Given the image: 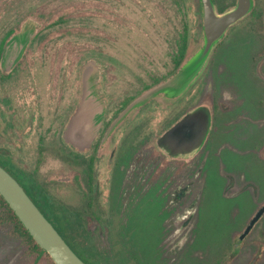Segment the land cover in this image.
<instances>
[{"label":"rangeland","instance_id":"obj_1","mask_svg":"<svg viewBox=\"0 0 264 264\" xmlns=\"http://www.w3.org/2000/svg\"><path fill=\"white\" fill-rule=\"evenodd\" d=\"M194 2L187 0L188 10L184 12L174 0H0V37L12 25L18 26L13 41L26 38L28 44L36 32L43 36L31 45L32 65L27 71L28 76L36 77L38 64L41 65L42 84L33 80L27 87L30 103L27 102L26 114L28 120L33 114L34 123L26 133L11 135V152L17 160L22 157L28 167L39 168V180L47 186L55 203L83 216L87 228L79 229L81 239L115 240V246L100 247L111 250L108 264H264V219L250 237L246 234V240L240 239L245 223L264 202V162L259 164L254 149L264 140L263 109L255 108L257 97L264 91L248 80L253 46L245 32L249 22L258 25L262 21L264 25V0H254L250 16L229 28L227 37L212 54L204 80L196 83L199 73L178 94H186L189 109L199 105L200 95L203 99L214 88L218 96L224 95L230 101L244 98L249 105L247 119L228 126L224 121L235 119L237 112L206 98L219 110V120L215 121L212 139L195 158L198 161L203 157L196 165L197 171L201 169L199 178L194 161L170 160L156 145L170 110L166 102L149 105L144 116L132 123L138 125L134 131L138 140L147 136L151 140L153 147L140 157H153L151 171L147 173L141 165L131 163L128 175L118 173V178L111 181L113 173L107 168L106 157L100 167L101 197L93 199L90 208L84 189H77L70 196L69 173L57 156L62 147L60 130L65 127V118H60L72 83L76 104L81 90L83 94L77 118L84 114L89 126L86 138L79 139L77 145L87 148L100 141V130L102 134L112 123L107 133V138L112 137L107 153L124 136L131 122L128 119L121 123L132 110L160 94L166 95L154 94L117 117L122 100L142 91L141 77L149 79L152 69L163 75L172 69L174 54L170 42L181 30V21L185 18L190 29L196 30ZM217 2L221 9L235 6L234 0ZM255 16L262 18L258 21ZM202 45L192 48L182 66ZM116 74L115 80L112 75ZM19 125H24V121ZM64 131L67 140L75 137L72 127H65ZM40 134L47 135L44 151L50 149L37 156L34 146ZM22 148L26 153L19 152ZM124 151L123 148L120 153ZM234 172L241 178L238 175L237 183L229 187L227 174ZM13 230L3 221L0 210V264H52L45 255L37 257Z\"/></svg>","mask_w":264,"mask_h":264},{"label":"flooded vegetation","instance_id":"obj_2","mask_svg":"<svg viewBox=\"0 0 264 264\" xmlns=\"http://www.w3.org/2000/svg\"><path fill=\"white\" fill-rule=\"evenodd\" d=\"M174 1L178 6L179 10H184V12L185 10H188V8L186 9L187 0ZM234 1V5H236L238 0ZM213 2L216 5L217 11L220 13L231 8L225 7L221 9L218 6L217 0H213ZM194 4L198 16L197 25L195 27L196 30H191L189 22L184 18V21H181V30L178 31L177 35L174 36V38H171L170 45L172 47H170V51L174 54L172 69L169 70L168 73L165 75H163L160 70L156 71L152 69L153 72L149 74V79L141 77L139 83L143 85L141 89L142 91L137 94H129L125 99L122 100L123 105L117 113V117L118 115L122 116L124 113H126L129 106L133 102L138 100L143 93L149 91L151 88L155 87L159 83L165 81L170 76H172L186 61V56L192 52V48H194L195 46L200 47L203 44L204 20L202 12V1L195 0ZM250 14H248L244 18L249 17ZM254 18L258 20V18L262 17L255 16ZM238 22H236L235 24H237ZM17 28L18 26L12 25L5 32H3V35H1L0 37V141L3 145L2 147H0V165L5 168L21 184V186L25 189L30 198L35 202V204L39 207V209L43 212L47 219L62 235L68 245L83 261H85L87 264H108L107 259L112 254L111 250H101L100 247L104 248L106 246H115V240L97 241L86 240L85 238L81 239V233H79V229L85 230L86 227H84L83 216L80 215V213L76 214L75 212L70 211V208L68 209L65 207H60L58 205V202L55 203L52 199L53 196L50 195L47 186L39 180V168L37 167L34 169L28 167L22 162L23 158L21 156V158L17 160L11 152V135L26 133L27 129L31 128L34 123V118H32L33 114L31 116V120H28L26 114V112L28 111L27 102L29 100L27 97V87L31 86L29 84H31L33 80L37 84L41 81V65L38 64L39 68L36 69V71L38 72L39 70V72L37 73L36 77H34L32 74L28 76L27 71L28 67L32 65L31 57L29 55L32 48L31 45H35L34 43L39 42V40L43 38L42 32H36L34 36H31L27 44L26 38H23L22 40H19L17 42L13 41L17 33ZM245 29L248 41L251 46H253L248 61V65L250 67L248 73V80L253 83L255 87L264 91V25L262 21H259L258 25H252L249 22ZM228 31L212 49V52L206 64L204 65L199 76L197 77L196 83L202 82L204 80L208 70L207 66H210L213 61L212 54L215 49L224 41L225 37H227ZM163 44L167 45V43L164 41ZM26 49H29V53L26 52ZM108 70H110V68ZM112 76L113 78H115V80L118 79L117 74ZM120 80L122 81V79ZM28 81L30 82L28 83ZM40 84H42V82ZM73 86L74 83H72L69 87L67 94V105L65 111L62 112L60 119L63 120L65 118V120H63L65 123L64 126L67 128L68 126L72 127L75 132V137L73 136L72 139L67 140L64 136L65 127L61 128L60 135H62V137L60 138V140L62 147L59 149V154L57 156L62 162L63 166L66 168L67 172L69 173L67 177L68 182L71 186V189H69L70 196H74V191H76L77 189H84L86 192L83 194L86 196L87 193V196L85 197L87 198L86 205L90 208L93 204V199L101 197L100 193L102 192L103 188V180L100 178V167L102 161H104L106 157H108L106 164L107 168L111 171V174L113 173L111 181H113L116 177L118 178V173L128 175L131 163H134L133 165L136 167L138 165H141L140 167L143 170H146L147 173L148 171H151L150 168H152L153 166V157H149L147 154L146 158H140L143 156L144 152H148L153 147L151 144V140L149 136H147L146 138L143 137L142 140H140V137L139 141L137 135L134 133L138 125L136 124L133 126L132 124L136 118H141L144 116V110H147L150 107L149 105L153 103L160 104L166 102L170 106L169 114L162 124V128L160 130L161 132L159 133L158 137L164 134L177 122H179L192 108L189 109L187 107V102L185 99L186 94H181L175 97H170L168 95L161 94L156 96L153 101L146 103L145 105L139 107L136 110H132L129 115L122 121L121 124H123L126 120L129 119L131 123H129L128 121L129 127L125 129V134H122L124 136H121L120 140L115 145H113L112 149L109 151V153H107L106 149L108 146L110 147V142L112 138L111 136L107 138V133L112 123L107 128H105L104 131H102V134L100 130V136H98L100 137V141L90 144V146L87 148H82L80 145H77V141L79 139H81L82 141L83 138H85V135L89 131V126L87 120L84 117V114H82V118H80V116L77 118L83 94L81 90L79 92V102L76 104ZM206 98H213L214 100H217L223 108L226 107L229 111L233 110L234 112H237L235 119L232 118L227 122L224 121L223 124L227 123L228 126H232L235 125L239 120H245L249 116V113L246 111V108L249 106H247V99H233L232 101H230L224 95L218 96L216 88L210 90L209 92H206L205 98L203 99L201 98V95L199 96L198 106H207L210 109L211 114L210 129L201 149L193 157L188 159L173 158L169 154L164 153L161 150V152H163V155H166L168 158H170V160H179L183 162L194 161L193 164H195V172L198 173V178L201 169L197 171L199 166L196 165L200 164V161L203 160V157H201V159H197L198 161H196L195 158H197V156L201 154V152H203V149L212 139L211 136H213L214 134V124L219 116V110L215 108V106L210 102V100L207 101ZM257 98L258 101L255 102V105L257 104L255 108H258L259 110L263 109L264 113V95H259ZM28 103H30V101ZM42 104V99H40L41 111H43ZM151 109L152 108H150V110ZM22 120L24 121V125H19ZM26 120L29 121L28 127L26 126ZM46 130H48V128ZM45 136L47 135L40 134V136H38L36 139L34 148L37 149V156H41V154H43L46 150L50 149L46 148V150L44 151L47 139ZM156 145L159 147L158 139H156ZM223 145L234 152H239L235 147L233 148V146L230 144L227 145L226 143H224ZM24 147L26 148V146ZM123 148L125 149V151L123 154H121L120 152ZM254 149L258 152V157H254L257 158L259 164L264 162V140L262 141V143L256 144L254 146ZM19 152L26 153L23 148L20 149ZM208 155L209 152L206 153V156ZM38 160L39 157H37L36 160L37 165ZM139 162H142L143 165L139 164ZM261 166H264V164ZM133 169V172H136V168L134 167ZM186 171L187 168L185 172ZM227 175L228 179L231 180L229 187H233L234 184L237 183V180L241 178L238 172L228 173ZM238 175L240 177L237 179ZM201 194V192L197 193L198 196H200ZM263 206L264 202L260 204V206L247 220V222L245 223L246 226L244 230H246L247 227L251 224L252 220ZM70 214L72 215V219H70ZM73 215L75 217L74 219ZM263 219L264 212L261 214L258 220L255 221L247 236L250 237L253 231L258 230L261 227L260 225H262L261 223ZM240 239L246 240V238ZM105 242H108V245ZM109 264L114 263L111 262Z\"/></svg>","mask_w":264,"mask_h":264},{"label":"water","instance_id":"obj_3","mask_svg":"<svg viewBox=\"0 0 264 264\" xmlns=\"http://www.w3.org/2000/svg\"><path fill=\"white\" fill-rule=\"evenodd\" d=\"M201 1L204 20L202 47L172 77L149 90L133 102L128 110L149 99L154 94L164 93L168 96H176L184 91L202 71L214 46L224 37L232 25L250 14L254 6V0H238L234 7L220 13L217 11L213 0ZM210 125V109L205 105L197 106L162 134L158 138V145L171 157L191 158L203 146ZM86 136L87 134L85 138ZM0 195L14 210L33 239L49 254L55 264H87L68 245L21 184L1 165ZM263 212L264 206L258 211L251 224L242 234V238L249 233L253 224Z\"/></svg>","mask_w":264,"mask_h":264},{"label":"trees","instance_id":"obj_4","mask_svg":"<svg viewBox=\"0 0 264 264\" xmlns=\"http://www.w3.org/2000/svg\"><path fill=\"white\" fill-rule=\"evenodd\" d=\"M0 210L2 213L3 221L12 225L13 231L17 236L22 239L31 249V251H35L37 257L40 255L47 256L52 264H55L49 254L42 249L37 242L33 239L32 235L28 232V230L24 227L20 219L15 214L14 210L9 206V204L5 201V199L0 195ZM4 225V222H3Z\"/></svg>","mask_w":264,"mask_h":264}]
</instances>
